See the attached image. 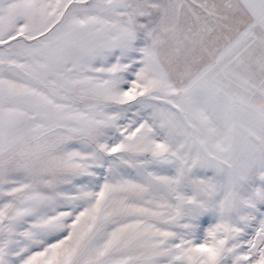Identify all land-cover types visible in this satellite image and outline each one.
<instances>
[{
  "label": "snow or ice",
  "instance_id": "snow-or-ice-1",
  "mask_svg": "<svg viewBox=\"0 0 264 264\" xmlns=\"http://www.w3.org/2000/svg\"><path fill=\"white\" fill-rule=\"evenodd\" d=\"M0 264H264V0H0Z\"/></svg>",
  "mask_w": 264,
  "mask_h": 264
}]
</instances>
